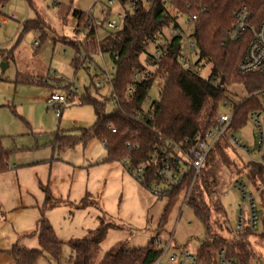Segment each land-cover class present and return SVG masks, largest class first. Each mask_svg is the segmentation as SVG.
I'll return each mask as SVG.
<instances>
[{"label": "rangeland", "instance_id": "rangeland-1", "mask_svg": "<svg viewBox=\"0 0 264 264\" xmlns=\"http://www.w3.org/2000/svg\"><path fill=\"white\" fill-rule=\"evenodd\" d=\"M108 1L98 0L89 10L90 19L103 20L102 8ZM34 2V9L26 0L9 2L4 16L15 14L16 19L0 27V138L3 147L11 153L4 164L7 169L0 172V264H18L11 251L15 245L26 249L40 247L36 232L43 215L54 227L61 246L58 258L46 255L34 264H76V252L70 242L95 236L103 223L111 227L103 240L92 247L93 264H100L109 252L145 248L153 238L162 243L173 240L164 264L172 254H178L177 246L195 254L206 238V231L192 211L178 205L170 213L167 224L160 226L168 199L154 196L122 162H106L107 150L101 141L91 139L63 151L56 147L58 135L78 134L96 121L92 107L82 106L79 100L91 85L94 68L86 71V64L75 68L72 62L76 50L65 46L67 38L75 37L77 20L73 10L58 0ZM119 11L124 12L119 0H115L110 20L120 23L116 16ZM39 18L45 21L43 30L25 31L27 22ZM185 23L182 20L187 30ZM106 30H100V34ZM171 34V28L164 30L167 39ZM153 52L151 47L150 53ZM81 53L85 56L84 50ZM92 58L100 66L106 65L112 78L115 76L116 68L112 70L114 64L108 54H104L105 65L99 54ZM3 64L7 66L5 71ZM211 69L206 66L202 77L208 78ZM24 78L44 83L26 84L21 81ZM62 79L64 83L58 86L57 80ZM71 81H75L74 90L78 94L64 105L59 119L49 99L55 93L66 95L64 87ZM227 92L232 104L243 102L249 95L242 85H233ZM99 93L94 88L90 90L97 98L111 96L108 86ZM149 98L158 99L156 87ZM114 106L109 103L107 111L111 112ZM219 112L231 111L223 106ZM232 136L248 151L232 147L227 142ZM221 141L227 142L225 150L215 152L206 169L213 173L208 189L203 188L204 201L213 213L216 232L229 242L227 248L239 252L236 245L243 243L241 252L251 250L254 256L250 264H264V174L250 175L248 165L261 160L258 153L261 135L256 124L249 121L240 130L229 127ZM236 182L244 183L249 193L256 196L259 224L252 236H240L230 229H238L242 209L245 225L249 224V206L234 188ZM47 193L52 202L62 203L48 209ZM82 202L86 206L76 208ZM217 209L220 213H216Z\"/></svg>", "mask_w": 264, "mask_h": 264}, {"label": "trees", "instance_id": "trees-1", "mask_svg": "<svg viewBox=\"0 0 264 264\" xmlns=\"http://www.w3.org/2000/svg\"><path fill=\"white\" fill-rule=\"evenodd\" d=\"M11 1L0 0V16L4 15L5 8ZM26 1L32 9L35 8V0ZM119 3L125 18L118 31L107 28L111 11L101 21L90 19L88 13L73 11V16L77 20L75 37L67 38V44L64 45L76 50L77 54L72 62L74 67H85L86 64L85 69L89 71L90 64L94 62L92 55L102 53L103 56L104 54L110 56L116 74L111 81L112 90L109 98L104 96L97 98L90 94L92 88L100 94L96 79L102 75L91 76V85L86 88V93L79 100L82 106L92 107L96 121L92 127L82 129L78 134L58 135L55 144L59 150L71 149L80 143L85 144L91 139H97L107 150L106 162L130 159L133 165L138 166L151 163L150 159L156 156V152L158 156L162 151L177 156L173 146L185 151L195 143L205 140L206 133L213 128V117L219 113L226 101L231 102L227 89L233 85H242L249 94L243 102L234 104L235 114L230 126L233 130L246 127L251 112L264 111V101L256 95L264 89V74L244 75L239 72L241 60L252 42V33L247 32L240 42L222 45L226 32L234 24L235 14L240 8L245 7L253 14L252 24L258 27L264 20V0H120ZM192 16H197L194 23L188 21ZM182 20L186 21L187 30H184ZM44 26L45 21L39 18L27 22L24 28L25 31L43 30ZM173 27L179 29L181 33L169 41L168 50L157 62L150 49L151 47L155 49L159 45V39L164 38L165 29ZM102 29L108 30L101 35ZM185 34L189 40L196 43L199 61L204 62L205 67L211 66L208 78L185 70L179 63ZM81 50H84L85 56ZM137 74L140 75L139 81L134 80ZM21 81L26 84L44 83L26 78ZM56 83L60 86L64 81L57 80ZM134 85L135 92L130 94L128 90ZM155 87L158 90V99L153 103L151 116H144L139 121L133 119L132 115L135 112L143 111L145 101ZM71 88L70 84L64 87L66 91H70V98H76L78 93L76 90L71 91ZM114 99L118 102L114 104V109L108 112L107 105L113 103ZM227 142H219L210 153L193 185L187 203V208L203 224L206 231V238L197 250V264H218L217 255L222 249L226 250L227 259L236 264H250V260L254 258L251 250L241 252L244 251L243 243L236 245L239 252L227 248L229 242L216 232L213 226L215 221L212 222L213 213L203 198V188L208 189L209 178L213 173L212 170L208 173L207 166L215 152L225 150ZM10 154L3 147L0 138V172L7 169L4 164ZM163 157L159 158L157 165H149L147 179L149 183L156 181L157 170L164 164ZM176 161L177 158L171 162L173 164ZM262 161L263 163L249 161L250 175L263 176L264 155ZM193 177V171L187 172L183 184L167 197L168 204L160 226L167 224L170 213L178 205L181 208L183 197L189 190ZM45 203L48 209H51L62 202H52L51 196L47 193ZM85 206V202H82L76 208ZM262 206L264 207L263 199ZM216 213H220V209H217ZM225 217L228 223L227 215ZM108 227L111 225L103 223L95 236L70 242L76 252V264H93L92 247L103 240ZM230 229L240 236L254 234V230L248 226L243 231L231 227ZM36 233L40 245L38 249H26L15 245L11 250L18 264H34L40 257L46 255L58 258L61 242L54 227L44 215L38 221ZM157 239L153 238L145 248L109 252L105 254L100 264H157L159 261L161 263L165 249L157 248Z\"/></svg>", "mask_w": 264, "mask_h": 264}, {"label": "built area", "instance_id": "built-area-1", "mask_svg": "<svg viewBox=\"0 0 264 264\" xmlns=\"http://www.w3.org/2000/svg\"><path fill=\"white\" fill-rule=\"evenodd\" d=\"M120 1V0H119ZM115 6V0H109L107 4L102 8V14L106 16V14L113 10ZM135 7V4L132 5V8ZM1 18L0 27L6 26L10 20H15L16 15L12 14L10 16H4ZM116 16L119 18L120 23L117 20H108L107 28L112 31H118L121 28L122 22L125 18L124 12H117ZM190 23H194L197 21V16H192L188 20ZM253 14L245 7L240 8L234 18V24L228 29L226 32L225 39L222 42L223 46H227L230 43L240 42L247 32L252 33V42L250 43L245 55L243 56L241 63L239 65V72L241 74H264V20L258 25V27L253 26ZM171 38L159 39V45L155 47L154 52L152 53L155 61H160L161 58L165 55L166 51L169 47V41L176 36L180 35V30L176 27L172 29ZM185 43L182 53L180 54L178 61L182 65V67L191 71L197 75H201L205 69L204 62L199 61V52L196 46V43L188 39V35L185 34ZM36 46L38 43L35 44ZM104 65V56L102 53H99ZM92 68H94V74H101V77L96 79V86L102 89L105 86H108L110 91L112 90V75L110 73V69L105 65L102 69L101 66L97 62H92L90 64ZM115 67H112L114 70ZM140 75L137 74L134 77L135 81H139ZM63 80V79H62ZM64 81V80H63ZM70 85L72 86L71 91L74 90L75 81H71ZM136 86H131L128 90L130 94L134 93ZM78 91L77 89H75ZM259 95L264 101V89L256 93ZM70 101V91H67L66 95H60L55 93L51 95L49 99V103L52 106V110L54 111L57 118H61L63 116V107L66 103ZM118 101L113 100V103L116 104ZM148 102V105H146ZM155 100H150L148 97L144 104L143 111L135 112L132 115V118L135 120H142L144 116H151L153 112V103ZM224 106L227 107L231 112L230 113H218L213 119V128L206 133L205 140L199 141L192 145L188 150H182L179 147L173 146L175 148V153L177 156L172 153H166L162 151L160 156L156 152V156H153L150 159L151 163L142 164L135 166L132 164L130 159H124L122 161L124 167L137 179H139L145 187L156 197L164 198L168 197L174 189L180 187L184 182V177L186 173L189 171L194 172V177L192 183L190 185L189 190L183 197L182 206L187 208V203L189 200L190 193L192 191L193 185L199 176L204 164L209 157L210 153L214 150L216 145L222 140V137L226 130L231 126L234 114H235V106L231 102L226 101ZM249 121L256 124L258 131L261 135V141L258 143V153L261 156V160L259 163H263L262 157L264 155V111H254L249 114ZM110 129H113L109 126ZM232 147L235 149H241L244 151H248V149L240 142L239 139L232 136L228 141ZM164 156V157H163ZM160 157L164 158V164L160 166L156 173V181L148 182V167L150 164L157 165L160 161ZM177 158L176 162L172 160ZM234 188L238 190L243 195L244 202L249 206V217H248V227L252 230H256L259 224V217L257 214V204H256V196L253 193H249L247 186L240 182H236ZM246 216L245 210H241V218L238 226V231H243L245 227ZM173 244V240L170 239L167 242H161L160 239H157V248L165 249L164 256L170 250V247ZM162 257V260L164 258ZM170 261L175 262L176 264H197V260L195 255L190 253L189 251L180 252V254H172L170 257ZM218 264H236L231 260L227 259L226 250L222 249L219 251L217 255ZM160 264V261L157 263Z\"/></svg>", "mask_w": 264, "mask_h": 264}, {"label": "crops", "instance_id": "crops-1", "mask_svg": "<svg viewBox=\"0 0 264 264\" xmlns=\"http://www.w3.org/2000/svg\"><path fill=\"white\" fill-rule=\"evenodd\" d=\"M60 2H63V3H66L68 5V7H70L73 11L74 10H77V11H80V12H83V13H89V10L90 8L98 1V0H58ZM176 251L178 252V254H180V252H183V251H188V248H184V247H181V248H178L175 247ZM198 250V249H197ZM197 250H196V253L193 254L195 255L196 257V254H197ZM175 254V253H174ZM177 254V253H176ZM171 257V256H170ZM170 257L169 259L167 260V262L165 264H171L172 261H170ZM166 258H164L160 264H164V260Z\"/></svg>", "mask_w": 264, "mask_h": 264}, {"label": "water", "instance_id": "water-1", "mask_svg": "<svg viewBox=\"0 0 264 264\" xmlns=\"http://www.w3.org/2000/svg\"><path fill=\"white\" fill-rule=\"evenodd\" d=\"M2 69L5 71L7 69V66L6 65H2ZM224 84V78L222 79V85Z\"/></svg>", "mask_w": 264, "mask_h": 264}]
</instances>
